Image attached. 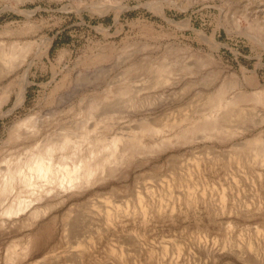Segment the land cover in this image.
I'll use <instances>...</instances> for the list:
<instances>
[{
    "label": "rangeland",
    "instance_id": "rangeland-1",
    "mask_svg": "<svg viewBox=\"0 0 264 264\" xmlns=\"http://www.w3.org/2000/svg\"><path fill=\"white\" fill-rule=\"evenodd\" d=\"M112 1L0 0V44L31 40L36 50L20 68L0 71V145L13 142L9 129L28 113L40 114L52 128L63 111L123 82L140 103L114 119V131L135 130L148 116L155 125L173 122L165 130L172 134L203 112L204 98L220 85L228 93L264 91V31L251 29L255 16L235 2ZM241 2L264 15V0ZM44 37L50 47L43 58L37 52ZM164 61L174 65L173 78L152 82L154 66ZM25 70V97L17 101ZM242 105L251 120L232 121L231 135L172 144L100 186L99 194L57 210V224L48 219L35 233L36 244L45 243L38 257L46 260L38 264H264V175L238 158L241 142L264 127V106ZM188 192L201 196L195 205L181 197ZM105 197L109 201L102 203ZM92 202L101 205L100 214H93ZM113 203L128 210L105 220L104 208ZM73 216L83 226L77 222L74 238L65 229ZM13 234L0 237V264H6L5 245ZM76 239L95 243L65 249ZM123 241L128 244L121 248Z\"/></svg>",
    "mask_w": 264,
    "mask_h": 264
},
{
    "label": "bare ground",
    "instance_id": "bare-ground-1",
    "mask_svg": "<svg viewBox=\"0 0 264 264\" xmlns=\"http://www.w3.org/2000/svg\"><path fill=\"white\" fill-rule=\"evenodd\" d=\"M230 1L235 2L245 13L255 16L256 20L254 24H251L254 25L251 29L264 31L263 12L261 14V11H251L252 7L249 8L251 4L247 3L249 5L247 7L243 2V5L241 1L244 0ZM155 3L157 4L156 1ZM236 10L238 9L235 6ZM40 43L41 47L39 46L37 54L44 58L48 56L50 40L44 37L41 38ZM35 51L31 40L0 44V71L3 69L9 73L12 72L16 66L19 67L23 62H27ZM171 62L164 61L154 66L152 82L165 84L173 78L174 65ZM26 70L20 78L19 90L14 93L17 101H22L25 97L28 80ZM249 102L253 106L257 104L264 106V91L240 90L228 93L227 88L220 85L204 98L203 112L196 118L190 119L187 125L180 128L178 132L166 133V127L172 126L173 122L168 120L155 125L151 123L148 116L140 118V123L135 130L129 128L128 131H114V121L122 115L121 112L129 106H136L140 103L134 96L129 82H123L115 90L107 89L102 94L93 96L81 107L74 106L63 111L64 116L56 117L57 114H54L57 118L55 122L59 120L55 127H48L37 113H28L17 119L9 129L11 132L7 138H11L13 142L0 145V237L14 233L5 245L6 264L13 262L38 264L40 261L43 263L46 256L38 257V255L45 243H42L41 247L38 246L34 241V236L48 219L56 222L59 213L57 210L64 206H67L65 211L71 210L80 202L83 203L90 199L87 195L99 194L100 186L124 178L130 170L147 162L154 153L172 144L187 142L198 136L225 138L231 135L236 131V126L232 125V121L243 122L250 119L251 113L242 105ZM261 118L264 119V113ZM263 128L258 130L262 132ZM258 130H256L257 134L254 133L241 142L243 144L240 150L243 156H238V158L251 163L259 175H264V135H261ZM181 197L187 203L195 205L201 196L188 192ZM176 199L180 197L176 195ZM142 200L143 197L139 198L138 204L142 212L146 213L147 209L144 208V200ZM101 201L107 203L109 199L105 197ZM87 204L89 205L90 202ZM100 206V204L91 203L90 208L93 214L99 213ZM110 208H104V218L108 221L128 210L127 206L122 207L114 203L110 205ZM173 210H175L174 206L171 207V212ZM76 218L75 216L67 218L66 231L75 229L79 222ZM78 235L75 236L79 238ZM74 241V243L72 240L66 242L65 249H89L95 243L77 239ZM127 241L121 242L119 246L124 248L123 246L128 244ZM247 245L250 248V241ZM55 248L57 247L53 246L52 249Z\"/></svg>",
    "mask_w": 264,
    "mask_h": 264
}]
</instances>
